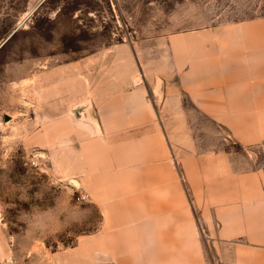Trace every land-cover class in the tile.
<instances>
[{
  "label": "crops",
  "instance_id": "0c3cea01",
  "mask_svg": "<svg viewBox=\"0 0 264 264\" xmlns=\"http://www.w3.org/2000/svg\"><path fill=\"white\" fill-rule=\"evenodd\" d=\"M55 74L53 167L100 225L47 264H264V16L118 44Z\"/></svg>",
  "mask_w": 264,
  "mask_h": 264
},
{
  "label": "rangeland",
  "instance_id": "374dc122",
  "mask_svg": "<svg viewBox=\"0 0 264 264\" xmlns=\"http://www.w3.org/2000/svg\"><path fill=\"white\" fill-rule=\"evenodd\" d=\"M258 16H264V0H0V235L10 251L6 264H47L100 225L98 209L53 167L51 146L59 144V135L52 137L45 121L59 116L51 109L61 102L57 70L118 44L211 20ZM68 102L76 107L75 92Z\"/></svg>",
  "mask_w": 264,
  "mask_h": 264
},
{
  "label": "water",
  "instance_id": "95a60500",
  "mask_svg": "<svg viewBox=\"0 0 264 264\" xmlns=\"http://www.w3.org/2000/svg\"><path fill=\"white\" fill-rule=\"evenodd\" d=\"M88 116H89V119L94 122V117H93V113H92V109L91 108L88 111ZM80 118H82L81 115H80ZM11 120H12V118H10L8 116L5 117V122L6 123L10 122Z\"/></svg>",
  "mask_w": 264,
  "mask_h": 264
}]
</instances>
